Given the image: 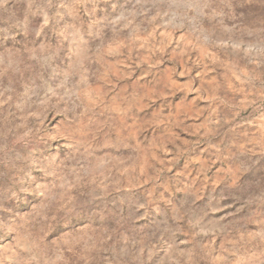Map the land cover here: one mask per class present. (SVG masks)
<instances>
[{
    "label": "rangeland",
    "instance_id": "obj_1",
    "mask_svg": "<svg viewBox=\"0 0 264 264\" xmlns=\"http://www.w3.org/2000/svg\"><path fill=\"white\" fill-rule=\"evenodd\" d=\"M0 264H264V0H0Z\"/></svg>",
    "mask_w": 264,
    "mask_h": 264
}]
</instances>
